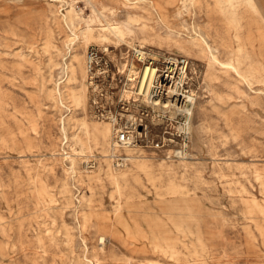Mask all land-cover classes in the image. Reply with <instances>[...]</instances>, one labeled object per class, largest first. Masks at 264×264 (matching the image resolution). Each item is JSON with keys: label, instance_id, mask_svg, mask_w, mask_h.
<instances>
[{"label": "rangeland", "instance_id": "obj_1", "mask_svg": "<svg viewBox=\"0 0 264 264\" xmlns=\"http://www.w3.org/2000/svg\"><path fill=\"white\" fill-rule=\"evenodd\" d=\"M250 1L0 0V264H264V0ZM239 39L245 73L209 61ZM90 46L122 83L134 50L194 62L196 123L171 136L184 158L134 149L116 167Z\"/></svg>", "mask_w": 264, "mask_h": 264}, {"label": "built area", "instance_id": "obj_2", "mask_svg": "<svg viewBox=\"0 0 264 264\" xmlns=\"http://www.w3.org/2000/svg\"><path fill=\"white\" fill-rule=\"evenodd\" d=\"M133 52L135 63L147 62L149 59L157 64L155 84L162 79L170 80L169 67L171 65L169 60L174 57H159V59L153 60L146 54L147 58L143 56L145 60H139L140 56L137 55V50ZM179 62V67H181L182 59L179 58ZM84 70L91 103L96 107H115L114 111L109 109L108 111H98V113L111 125L110 157L116 167H123L127 163L128 158L125 156L126 154H123L127 150L174 147L173 150H170L169 155L176 158L185 157L184 146L176 142L177 138L183 143L188 138L185 120L179 117L174 120L157 117L147 105L141 102L140 98L135 97V89L128 93L115 92L116 89L119 90V86H121L120 89L128 90L132 81H129L130 77H128L122 83L119 69L111 71V61L108 58L107 49L97 46L88 47L84 53ZM138 77L135 79L136 84L139 80ZM133 86L134 83L132 88ZM172 122L177 126L174 127L173 132H169L168 126ZM173 134H176L177 138H172Z\"/></svg>", "mask_w": 264, "mask_h": 264}, {"label": "bare ground", "instance_id": "obj_3", "mask_svg": "<svg viewBox=\"0 0 264 264\" xmlns=\"http://www.w3.org/2000/svg\"><path fill=\"white\" fill-rule=\"evenodd\" d=\"M219 1H221V0H219ZM245 3H247V2H245ZM250 3H251V1H250ZM228 4H231V3H228ZM252 8L253 7H251V9ZM255 8H256V6H255ZM71 9H72V7L70 8V11H72ZM93 13L96 15L99 14V12L96 11V9H94V8H93ZM238 14H239V12H238ZM68 16H69L70 20L73 18L71 16L70 12L68 13ZM241 19L243 20V17H241ZM225 24H226V22H225ZM238 29H241V27ZM198 38L203 43V45H205V48L210 50L206 37H202V35H200V37H198ZM237 42H238L236 45L237 48L234 50L235 58H233V60L219 61L210 55V57L208 58L209 61L211 63L216 62L220 66H223V65L224 66H232V68L234 70H236L237 72H239L241 74L245 73V71L241 69V66H240L241 61L239 60L240 53L243 51V43L240 41V39ZM178 46L180 48L186 50L188 52V54H190V55L193 54L190 50H188V47H186L185 45H178ZM229 46H231V45H229ZM141 47L145 48L144 45L143 46L141 45ZM232 47H233V45H232ZM146 54L147 53L145 51L137 50V55L140 56L139 60H145V58H147ZM196 58L199 59L200 57H196ZM150 59L157 60L156 56L152 57ZM180 59H182V66L181 67H179V63H180L179 58H176V57L170 58V60H169L170 65H171L169 67L170 68V74H171L170 80L167 81L166 79H162L160 82H157L156 84L154 83V78H155V72H156L155 67H157V64L154 61H149V59H148L147 60L148 63L147 62H140V63L131 64L130 65L131 67L128 68V73L130 74L129 77L131 76L129 78V81H132V82L130 83L128 90L131 91V90L135 89L136 90V93L134 94L135 97L140 98L141 102L143 104L147 105L149 107V109L153 113L156 114L157 117H167L170 120L177 119L178 117L184 119L185 124H186L185 125L186 130L188 131V134H190V132L192 130V123L194 121V115L196 113V108L198 106L197 105L198 104V98H197L198 91H197V88L190 82L191 79L189 78V74H190V71L194 72V74H195L199 70L198 71L196 70V66L194 65V62L193 63L190 62V60L188 58L182 57ZM132 60H134V59H132ZM225 70L228 71L229 69L226 68ZM137 77L139 78V80L137 81V84H136L135 79ZM133 83H134V86L132 88ZM171 127H172V125H171ZM95 129L97 132H99V130H100L99 126H95ZM102 132L104 133L105 137L108 136L109 134H111V127L108 126L107 124H104L102 126ZM192 132H193V130H192ZM127 151H131V150H127ZM104 157H105V155H104ZM130 159H131V157H129L128 160H130ZM103 242H104V238L100 237V244H102Z\"/></svg>", "mask_w": 264, "mask_h": 264}]
</instances>
